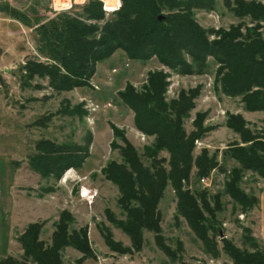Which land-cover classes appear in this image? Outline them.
Wrapping results in <instances>:
<instances>
[{
  "label": "trees",
  "instance_id": "obj_1",
  "mask_svg": "<svg viewBox=\"0 0 264 264\" xmlns=\"http://www.w3.org/2000/svg\"><path fill=\"white\" fill-rule=\"evenodd\" d=\"M121 2V8L108 20L104 17L101 3L89 0L83 6H75L80 11L77 15H70L71 10L60 12L52 19L37 23L33 29L36 55L18 67L20 87L48 89L51 92L49 97L89 87L97 65L117 51H122L133 62L146 63L156 59L160 65L180 75L205 74L208 59L213 58L217 64L216 90L224 96L240 98L245 111H264V38L258 32L261 28L259 24L264 22V0H223V6L239 22L236 26L231 25L227 32L224 29L217 32L203 29L194 18L195 11H216V0ZM8 12L29 26L28 17L13 10ZM159 16L163 18L158 20ZM245 19L248 22L245 23ZM101 20L102 25L95 23ZM212 35L214 38L210 40ZM147 75L148 85L141 93L135 92L127 82L117 94L133 112L134 127L146 136H154L151 145L144 148L150 164L145 166L140 161L136 149L124 137L123 130L111 124L113 140L110 147L119 151L122 162L113 161L101 169L105 178L119 190L117 203L125 214V220L116 221L106 211V218L130 238L131 244L130 247H123L120 242H115L107 227L102 229L105 244L119 255L139 252L143 244L142 231L147 229L154 233L155 243L162 253L173 262L179 260L177 253L182 245L177 244V250H173L163 244L161 215L157 210L165 188L170 185L177 200L174 219L182 217L206 252L215 257V239L222 236V228L218 229L215 221L216 213L222 209L220 195L213 197L214 207H211L206 201L205 191L193 195L182 183L189 179L193 170L198 177L206 176L218 164L214 158L207 156L205 149L199 157L192 155L194 141L206 132L203 124L207 113H196L194 130L186 136L181 120L194 107L192 98L197 93L182 91L178 101L167 104L163 100L166 75L157 70L148 71ZM37 80L45 82V85L37 83ZM30 101L36 99L31 98ZM66 115L82 119L86 111L82 105L71 107L65 99L55 113L38 118L33 125L44 128L55 116ZM226 124L240 137L238 145L228 148V152L241 168L231 169L223 194L245 212L257 205L258 199L247 196L238 187V182L243 170L256 171L264 177V129L260 133L251 132L240 114L226 113ZM91 143L90 132L85 134L80 144L40 138L34 144L33 153L27 157L28 169L42 179L52 178L57 182L68 170L83 167L89 157ZM162 150L169 153V169L164 167L167 160L158 156ZM50 191L53 190L43 189V193L38 194L39 198ZM196 199H200V203ZM202 212L208 217H204ZM72 220L68 210L59 212L53 223L49 245L38 238L45 222L28 224L17 237L23 259L19 261L7 256L0 259V264H25L28 260L32 264H60V253L69 246L81 253L80 261L93 259L86 226L80 230L70 229ZM251 232L249 228L243 229L244 241L254 243L255 239H250ZM220 241L234 264H264V251L248 254L240 252L224 238ZM251 246L255 248L256 245Z\"/></svg>",
  "mask_w": 264,
  "mask_h": 264
},
{
  "label": "rangeland",
  "instance_id": "obj_2",
  "mask_svg": "<svg viewBox=\"0 0 264 264\" xmlns=\"http://www.w3.org/2000/svg\"><path fill=\"white\" fill-rule=\"evenodd\" d=\"M73 1L71 0L72 3ZM88 1L75 4L69 14L77 15L80 11L76 10L75 6H83ZM96 1H99L102 7L104 2L108 6L118 5L117 10L106 12L107 16L103 11L105 19L113 17L112 15L122 6L121 0ZM216 2V11H195L194 18L203 29H213L215 32L224 29L227 32L231 25L236 26L239 22L223 6V0H216ZM51 4H53V0H0V23L7 25L8 22L5 19H9V23L12 25L10 34L7 30L0 32V54L6 51L10 55L8 62L1 66H6L9 71L5 73L0 68V153H6L12 169L15 171L13 186L16 189L15 193L26 202L35 203L30 206V209L35 212L40 208L37 205L44 203L39 201L45 200L46 202L43 214L38 216L41 219L35 220V222H45L39 232V240L46 245L51 243L53 223L57 220L59 212L66 209L73 219L70 229L80 230L86 226L93 259L87 258L80 261L81 253L69 246L61 251L60 264H234L224 251V245L220 241L222 238L230 242L240 252L252 254L264 251V241L259 234L255 235L251 232L253 238L250 237V239H255L254 243L249 240L248 242L244 241L243 229H251L258 222L259 214L255 208L256 205L243 212L235 202L231 201L230 197L223 194L224 185L231 169L233 167L241 168V165L228 152V148L238 145L240 137L228 128L226 113L240 114L251 132L260 133L259 131L264 129L262 123L264 111H245L240 98L227 97L216 90L217 64L213 58L208 59V69L205 74L180 75L160 65L156 59L146 63L133 62L122 51H117L112 57L97 65L89 87L77 88L51 97L48 96L51 93L48 89L21 88L18 67L24 64L26 59L36 55V35L33 29L37 27V23H43L58 14L51 12ZM8 10L28 17L29 26L11 16ZM160 17L163 18V16ZM10 20L17 22L12 23ZM102 21H95V23ZM244 21L246 23L248 19ZM248 26L252 25L248 24ZM259 27L261 28L258 32L264 38V22H261ZM213 38V35L209 37L210 40ZM154 70L161 71L166 75L167 86L163 100L167 104L178 101L182 91L186 94L191 91L197 93L192 98L194 107L188 112V116L181 120L186 136L194 130L193 122L196 113H207L203 124L206 127V132L204 136L194 141L192 155L194 158L199 157L202 150L205 149L207 156L210 159L214 158L218 164L206 176L198 177L196 171L193 170L189 179L183 180L182 183L193 195L205 191L206 201L211 207H214L213 197L220 195L222 209L216 213L215 221L216 227L222 228V236L215 239V241L217 240L215 257L206 252L201 241L196 238L182 217L179 220L174 219L177 200L170 185L165 188L157 210L161 215L160 227L164 238L163 244L173 250H177V244L182 245L177 253V257H180L179 260L173 262L162 253L155 243L154 233L147 229L142 231V248L139 252L134 251L132 254L119 255L111 251L103 238L104 231L102 229L107 227L115 242H120L123 247H130L131 244L130 238L106 218V211H109V214L117 219H115L116 221L125 220L124 211L117 203L119 190L101 172V169L110 162H122L119 151L110 147L113 140L110 125L113 124L123 130L124 137L136 149L140 161L145 166L150 164V159L145 155L144 148L150 146L154 140V136H146L134 127L133 112L121 102L117 93L123 90L127 82L132 85L135 92L141 93L144 86L148 85L147 72ZM36 82L45 85V82L41 80ZM31 98H35L36 101H30ZM65 99L69 101L71 107L82 105L86 115L82 119L75 115L55 116L46 123L44 128L33 125L38 118L48 113H55L59 109L60 102ZM94 108L95 110H92ZM87 132L92 135V143L89 147V157L80 170L70 169L59 181L55 182L52 178L42 179L28 169L27 157L33 153L34 144L40 138L58 143L80 144ZM118 143L122 144L120 140ZM158 156L167 160L164 167L169 169L167 165L169 153L162 150ZM202 178L207 180V184L204 186L201 183ZM238 187L247 196L256 197V194L264 191V177L256 171L243 170ZM45 188H51L53 191L46 192L42 196L43 198H39L38 194L43 193ZM81 193L84 196H81ZM86 195H88L89 201H87ZM196 200L200 203V199ZM25 208L28 212V206ZM202 213L204 217H208L205 212ZM29 215L30 220L35 216L30 211ZM21 234L16 232L13 236L16 241L15 249L21 248V244L17 241V237ZM251 245L256 246L253 248ZM11 254L19 261L23 259L21 258L22 252L14 250ZM25 264H32V262L28 260L25 261Z\"/></svg>",
  "mask_w": 264,
  "mask_h": 264
},
{
  "label": "crops",
  "instance_id": "obj_3",
  "mask_svg": "<svg viewBox=\"0 0 264 264\" xmlns=\"http://www.w3.org/2000/svg\"><path fill=\"white\" fill-rule=\"evenodd\" d=\"M5 20L8 24L5 25L6 23H0V32L7 30L10 34L12 25L9 23V19ZM10 22L13 23L17 21L10 20ZM9 57L10 55L6 53V51L3 54H0V68L5 73H7L9 69L6 66H1L8 62ZM14 172L10 159L7 157L6 153H0V259L12 256L11 253L14 250L22 252L21 248L15 249L14 246L16 245V241L13 236L16 232L21 234L29 223L41 219L38 218V216L43 214L42 212L45 210L44 205L46 204L45 200L39 201L44 203L37 205L40 208L33 212V209H30V206L35 205V203L30 201L26 202L20 195L15 193L16 189L13 187L15 184ZM256 197L258 203L255 208L257 209L259 216L257 224L251 228V230L255 235L259 234L264 241V191L256 194ZM25 206H28L31 214H35L32 220H30L29 211L27 212Z\"/></svg>",
  "mask_w": 264,
  "mask_h": 264
},
{
  "label": "built area",
  "instance_id": "obj_4",
  "mask_svg": "<svg viewBox=\"0 0 264 264\" xmlns=\"http://www.w3.org/2000/svg\"><path fill=\"white\" fill-rule=\"evenodd\" d=\"M100 1H102V0H100ZM119 1V0H118ZM83 2H85V0H80V1H76V0H74L73 1V3L71 2V0L70 1H61V0H53V4H51L50 6H51V8H50V10H51V12H54V13H60V12H69L70 10H72V8H73V6L75 5V4H77V3H83ZM82 6V5H81ZM103 9V11L106 13V12H113V11H115V10H117L118 9V5L116 6V5H107L106 4V2H104V5H103V7H102ZM108 14L106 13V16H107ZM85 23H91L90 21H85ZM97 24H100V23H97ZM90 109V108H89ZM91 110V109H90ZM92 110H95V108L94 109H92ZM201 183L203 184V186L204 185H206L207 184V180L205 179V178H202L201 179ZM81 196H84L82 193H81ZM86 197V199H87V201H89V199H88V195H86L85 196ZM92 199H93V197H91ZM92 201V200H91Z\"/></svg>",
  "mask_w": 264,
  "mask_h": 264
},
{
  "label": "water",
  "instance_id": "obj_5",
  "mask_svg": "<svg viewBox=\"0 0 264 264\" xmlns=\"http://www.w3.org/2000/svg\"><path fill=\"white\" fill-rule=\"evenodd\" d=\"M161 19H162V18L159 16V17H158V20H161ZM220 233H221V232H220ZM221 235H222V233H221Z\"/></svg>",
  "mask_w": 264,
  "mask_h": 264
}]
</instances>
